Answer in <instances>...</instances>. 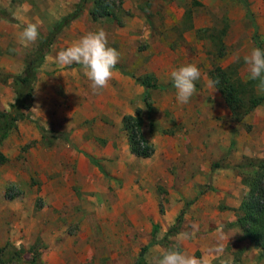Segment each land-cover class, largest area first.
<instances>
[{
    "label": "rangeland",
    "instance_id": "374dc122",
    "mask_svg": "<svg viewBox=\"0 0 264 264\" xmlns=\"http://www.w3.org/2000/svg\"><path fill=\"white\" fill-rule=\"evenodd\" d=\"M95 1L56 37L38 73L31 118L0 144V249L12 244L24 248L26 260L46 264H136L142 253V262L155 264L195 222L200 230L181 251L209 264H264V251L234 225L248 194L239 166L264 155V100L237 117L219 88L208 86L217 65H234L249 81L243 56L258 47L256 27L264 49V0H248L249 8L239 0H107L108 13L97 18ZM78 2L0 0L13 18H0V109L16 98L10 75L23 70L39 40ZM26 23H37L40 36L13 51L21 48ZM99 28L120 60L108 86L94 95L80 65L60 67L55 57ZM187 63L199 67L201 79L189 103L179 104L170 72ZM148 74L171 84L151 89V111L137 81ZM138 112L154 145L149 157L131 151L123 124ZM36 122L69 139L61 135L48 147ZM184 207L179 231L169 232ZM221 224L236 233L217 258L207 249ZM154 235L159 243L144 250ZM11 255L1 253V264H32Z\"/></svg>",
    "mask_w": 264,
    "mask_h": 264
},
{
    "label": "trees",
    "instance_id": "16d2710c",
    "mask_svg": "<svg viewBox=\"0 0 264 264\" xmlns=\"http://www.w3.org/2000/svg\"><path fill=\"white\" fill-rule=\"evenodd\" d=\"M88 1L89 0H79L73 11L62 16L59 21L53 25V28L48 34L39 40L35 50L27 56L23 70L18 74L10 75L14 78L16 84V98L10 104L8 109H0V144L14 129H16L20 120L31 118L30 110L34 102V90L39 70L44 64L45 58L50 52L51 46L56 37L83 14ZM239 1L249 8L248 0ZM108 8L109 2L107 0H96L92 13L97 18L100 15L108 13ZM0 18L13 21L10 14L3 9H0ZM256 43L259 48L263 49L262 42L258 38L257 27ZM210 76L212 80L219 81L216 86L221 91L226 104L237 117H242L245 114L250 113L264 100V95H258L256 93L254 84L251 80L245 81L238 75V71L234 65L228 67L217 65L211 70ZM137 81L145 88L146 106L150 111L153 108L152 102L150 101L151 89H165L171 85L160 84L155 79V76L149 74L137 77ZM36 123L40 129L42 139L48 147L54 146L61 138V135H65L66 139H69V134H63L54 129H48L38 122ZM123 124L128 134L131 151L142 157L151 156L154 152V145L142 133L143 118L140 113L138 112L136 115H125ZM86 155L94 165H96L101 171H104L98 158L89 152H86ZM0 159H5V156L0 154ZM219 166V163L214 164V168ZM239 167L243 173V182L248 186V194L239 207V216L234 225L241 227L244 232V237L249 238L264 251V155L257 162L250 160V162L244 163ZM187 205H189V202L186 203V206ZM185 209L186 207H184L177 216L176 221L171 226L169 232L179 231ZM156 243H159V240H157L154 235L152 241L144 248V250ZM3 252L11 253L12 255L10 258L12 260L23 261L25 259L24 248H17L12 244L2 247L0 249V254ZM142 257L143 253L136 264H146L142 262ZM11 259H9V261H11ZM26 261L32 264H46L44 260H41L38 257L27 259ZM2 264H8V262L3 263L2 261Z\"/></svg>",
    "mask_w": 264,
    "mask_h": 264
},
{
    "label": "clouds",
    "instance_id": "9594fccd",
    "mask_svg": "<svg viewBox=\"0 0 264 264\" xmlns=\"http://www.w3.org/2000/svg\"><path fill=\"white\" fill-rule=\"evenodd\" d=\"M40 36L37 23H26L18 35L21 48L13 51H21L29 44L35 43ZM240 57L237 54V60ZM55 60L60 67L80 65L84 76L90 82L92 94H99L100 90L106 88L113 78L114 69L120 60L119 51L109 45L108 34L103 28L89 31L56 53ZM243 62L247 68V79L256 82L258 90L264 91V49L252 48L248 54L243 56ZM170 78L175 88L176 100L179 104H187L196 94V82L201 79V71L194 63H187L173 68ZM218 80H209L208 86L216 89ZM190 231L182 232L176 241L164 250L155 260V264H209L207 259L197 258L181 251L182 242L190 239L199 232V224L193 222ZM236 232L228 234L224 225H218L215 232V243L207 249L208 255L215 254L217 258L222 256L225 249V241ZM220 264H227L221 259Z\"/></svg>",
    "mask_w": 264,
    "mask_h": 264
}]
</instances>
